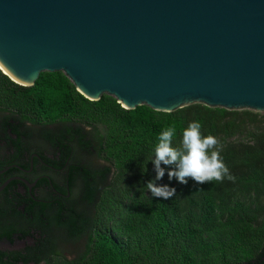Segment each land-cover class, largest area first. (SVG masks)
<instances>
[{"label":"trees","instance_id":"obj_1","mask_svg":"<svg viewBox=\"0 0 264 264\" xmlns=\"http://www.w3.org/2000/svg\"><path fill=\"white\" fill-rule=\"evenodd\" d=\"M192 121L200 123L202 136L217 138L235 182L188 178L184 184L169 179L174 165L161 164L165 173L156 183L175 188V195L152 197L143 187L156 177L150 159L160 133L173 129L179 147ZM29 124L44 127L67 156L73 147L94 148L111 166L101 172L108 183L99 188L84 174V196L95 198V211L82 227L69 228L72 235H87L84 252L74 261L48 256L46 264H264V114L200 104L172 113L127 110L107 95L88 100L62 72L42 73L24 87L0 69V132L19 135L13 143L21 145V136L33 133ZM1 211L19 213L11 203ZM60 218L57 213L52 222L60 225ZM33 256L2 254L0 264H28Z\"/></svg>","mask_w":264,"mask_h":264},{"label":"water","instance_id":"obj_2","mask_svg":"<svg viewBox=\"0 0 264 264\" xmlns=\"http://www.w3.org/2000/svg\"><path fill=\"white\" fill-rule=\"evenodd\" d=\"M0 69L127 110L264 113V0H0Z\"/></svg>","mask_w":264,"mask_h":264},{"label":"flooded vegetation","instance_id":"obj_3","mask_svg":"<svg viewBox=\"0 0 264 264\" xmlns=\"http://www.w3.org/2000/svg\"><path fill=\"white\" fill-rule=\"evenodd\" d=\"M30 126L33 133L22 135L21 145L13 143L19 135L9 133L7 138L0 132V255L32 253L28 264H46V258L54 255L74 261L84 252L87 235H72L69 228L72 224L82 227L96 207L95 198L84 196V174L99 188L108 183L101 172L111 166L94 148L73 147L67 156L59 150L64 144L49 141L44 127ZM8 203L16 205L19 213H2V205ZM57 213L60 225L52 222ZM6 231L10 237L4 236ZM67 251L75 257H68Z\"/></svg>","mask_w":264,"mask_h":264},{"label":"clouds","instance_id":"obj_4","mask_svg":"<svg viewBox=\"0 0 264 264\" xmlns=\"http://www.w3.org/2000/svg\"><path fill=\"white\" fill-rule=\"evenodd\" d=\"M200 129L201 125L198 121L189 122L182 132L179 147L173 146V129L169 128L160 133L150 159L154 164L156 177L143 187L152 197L167 200L175 195V188L156 183L165 173L161 164L174 165L175 167L168 172L169 179L175 178L184 184L188 182V178L198 184L211 181L223 182L224 179L235 182L236 178L231 175L220 155L222 146H219V141L212 135L202 136Z\"/></svg>","mask_w":264,"mask_h":264},{"label":"rangeland","instance_id":"obj_5","mask_svg":"<svg viewBox=\"0 0 264 264\" xmlns=\"http://www.w3.org/2000/svg\"><path fill=\"white\" fill-rule=\"evenodd\" d=\"M259 114H264V113H259ZM95 162H97V161H95ZM66 253V255L68 256V257H70V258H72V257H75V253H73V252H71V251H67V252H65Z\"/></svg>","mask_w":264,"mask_h":264}]
</instances>
